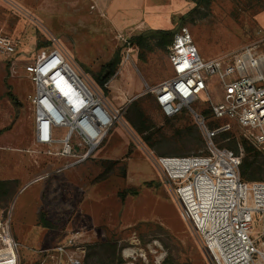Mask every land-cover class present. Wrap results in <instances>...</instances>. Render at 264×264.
Here are the masks:
<instances>
[{
    "label": "rangeland",
    "instance_id": "374dc122",
    "mask_svg": "<svg viewBox=\"0 0 264 264\" xmlns=\"http://www.w3.org/2000/svg\"><path fill=\"white\" fill-rule=\"evenodd\" d=\"M182 27L204 60L247 46L264 51V0H0V33L19 42L14 64L0 54V179H15L0 200V231L9 221L19 264H55L46 249L73 235L84 264H212L154 160L199 154L202 136L189 115L166 118L158 108L152 90L173 74L167 51L130 42L147 30ZM55 47L112 105L125 102L122 122L91 158L67 168L75 157L49 155L34 142L35 88L24 69ZM118 52L115 73L101 85L102 67ZM217 87L213 78L216 101ZM193 106L210 111L206 96ZM137 115L142 133L129 118ZM226 134L220 144L245 157L242 130L233 125ZM253 174L264 181V167ZM107 243L116 244L114 262L101 247Z\"/></svg>",
    "mask_w": 264,
    "mask_h": 264
},
{
    "label": "built area",
    "instance_id": "2783aa9c",
    "mask_svg": "<svg viewBox=\"0 0 264 264\" xmlns=\"http://www.w3.org/2000/svg\"><path fill=\"white\" fill-rule=\"evenodd\" d=\"M18 51L19 42L0 33V54L8 62ZM167 54L173 74L153 88L156 103L166 118L189 115L204 149L199 154L154 160L180 205L182 218L200 234L212 264H264V181L243 180L240 156L218 141L219 135L236 125L264 154V51L247 46L204 60L188 29L182 27ZM24 69L35 88L29 97L34 142L49 155L75 157L64 167L91 158L110 128L122 122L125 102L112 105L57 47L41 49ZM213 78L218 83L217 101L210 96ZM203 96L210 115L193 106ZM221 118L225 121L216 123ZM61 130L65 132L59 137ZM77 237L46 249L55 264H84ZM18 249L7 221L0 231V264H19Z\"/></svg>",
    "mask_w": 264,
    "mask_h": 264
},
{
    "label": "trees",
    "instance_id": "16d2710c",
    "mask_svg": "<svg viewBox=\"0 0 264 264\" xmlns=\"http://www.w3.org/2000/svg\"><path fill=\"white\" fill-rule=\"evenodd\" d=\"M193 1H195L197 5L210 2V0H193ZM176 30L177 28L147 30L141 33L140 35L133 36L130 39V42L137 45L142 50L153 51V49L155 48H161L167 51V47L171 44L174 38V35L177 32ZM119 62H120V54L118 52L109 62L104 64V66L102 67V70L100 71L99 76L101 74L102 75L100 76V78H98V81L101 85L104 84V82L107 81L115 73ZM129 112H131L130 109H129ZM203 112L206 115L210 113V111H203ZM129 118L132 122L134 129L138 133H142L143 131H145V126L143 125V123L140 124L138 120L139 115L135 117H129ZM226 133H228V131L219 135L218 141L221 142L227 139ZM243 147L245 151V157L239 160V163H240L239 169H240L241 178L245 181L261 180L260 178L256 177L253 174V170L255 168L259 169V168L264 167V162H261L259 160L260 157L264 159V154L257 151L251 144L248 143V141L243 142ZM227 148L232 149L233 147H227ZM14 183L15 181H12V180H1L0 179V200H5L6 197L10 195V193L13 191L12 186L14 185ZM101 247H103L104 249H107L108 251L111 250L113 255L111 257L112 259L110 260V262H114L116 259L115 257L116 244L115 243L101 244ZM119 261H122V260H119Z\"/></svg>",
    "mask_w": 264,
    "mask_h": 264
},
{
    "label": "crops",
    "instance_id": "0c3cea01",
    "mask_svg": "<svg viewBox=\"0 0 264 264\" xmlns=\"http://www.w3.org/2000/svg\"><path fill=\"white\" fill-rule=\"evenodd\" d=\"M2 180H4V179H2ZM5 180H12V181H15V179H14V178L5 179Z\"/></svg>",
    "mask_w": 264,
    "mask_h": 264
}]
</instances>
